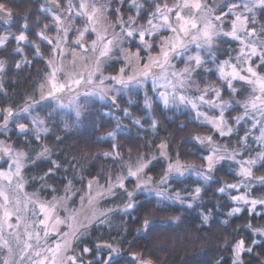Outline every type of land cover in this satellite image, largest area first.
I'll return each instance as SVG.
<instances>
[{"label":"snow or ice","instance_id":"snow-or-ice-1","mask_svg":"<svg viewBox=\"0 0 264 264\" xmlns=\"http://www.w3.org/2000/svg\"><path fill=\"white\" fill-rule=\"evenodd\" d=\"M114 3L121 6L125 0H68L66 14L61 13L59 6L56 10L41 8L43 12H50L52 23L44 25V29H54L57 35L48 37L43 31L37 32V37L47 41L51 48L53 59L47 61L51 71L47 74L44 82L40 85L39 99L35 96L28 97L23 107L14 112L11 107L2 111L3 124L0 129L8 131L10 121L27 120L28 123H17L15 127L22 135L29 132L34 133L38 141L41 133H48L50 129L46 126L49 119L56 114L57 108L72 107L75 115L79 118L84 110L80 103L81 97H99L109 99L110 108L119 109L118 99L121 93L144 89L145 107L151 109L153 97L155 102H162L165 108L190 105L196 111V119L203 117V123L211 126L214 135L220 137H231L237 134L239 129L229 125L225 113L239 106L242 113L233 117L236 125L241 122L251 126L245 130V135L239 138L238 148H229L227 144L221 145L213 139V135L195 136L193 139L202 145V151L207 155H201L202 165L181 163L179 159L175 162L169 161L159 181L153 185V177L146 175L152 160L139 158L133 166H127V176H118L117 184L109 183L107 188L98 187L93 194V183L89 181L88 192L80 196L83 205L87 201L91 216L85 217L87 223L80 219L83 209L77 210L70 207L75 203V197L79 191H73L72 182L69 181L64 188V196H53L52 200L42 199L39 192L28 194L25 191L26 181L22 174L25 161L29 159L27 154L21 150H14L5 141L0 140V159L8 157L9 168L7 171L0 170V264H119V258L124 253L119 244L113 243L96 244L93 248L84 246L79 252L81 237L88 231V225L94 220L104 223L108 214L115 209H99L100 201L107 196L115 195V188L122 189L128 198V203L123 210L133 209L137 201L134 199L137 193H154L162 200L177 201L181 204L196 201L200 198L202 189L195 187L187 196H182L179 191L169 193L170 182L176 177H184L186 174H194L207 182L213 180V173L218 166L228 162L234 163L238 171L240 182L236 184H223L218 191L228 192L231 189H246L244 195L230 196V199L238 204L250 207V213L255 212L256 206L264 207V196L252 197L255 185L264 186V176L254 175V169L259 165L264 167V73L258 71L264 68V22H259L257 9L264 15V0H175L169 5L166 0H131V7L135 8L136 16L127 19L122 15L120 8H111ZM152 7L151 12L147 11ZM242 9L243 11H237ZM109 12H115V23H108ZM141 12L146 13L145 25L138 24ZM12 11L5 3L0 2V19L5 22L12 19ZM27 19V18H25ZM84 24L83 28H76V20ZM39 23V19L37 20ZM225 25H228L226 30ZM27 28V23L24 25ZM119 28V31L116 29ZM167 31L168 35H162ZM76 33L74 39H69L70 34ZM86 36H94L90 42ZM147 37V38H146ZM229 37L238 42L239 47L235 49L236 55L218 61V40ZM17 44L28 42V36L22 31L14 36ZM8 36H0V46L5 45ZM133 42L138 44L136 51H131ZM127 44L129 47H124ZM193 46L195 51H193ZM35 48L34 58L41 57L38 45ZM80 49L77 52L75 49ZM157 48L156 55L152 49ZM16 52H22L18 46ZM229 51H232L231 49ZM144 52L146 55L142 56ZM62 59L72 56V64L76 66V59L83 63L84 71L65 74L61 79L62 69L58 66L56 56ZM175 59H183L184 67L176 70L172 63ZM121 62L123 67L117 75L105 76L103 68L111 63ZM234 61V62H233ZM30 63L26 59L17 62L16 67ZM212 64L218 78L225 85L232 99L225 100L222 96L223 89L215 86L201 88L195 79L199 70L210 72L213 68L207 67ZM4 70V63L0 61V72ZM106 81L111 82L110 84ZM239 84L240 87L236 85ZM151 87L153 97L147 95V88ZM247 89L244 99H236ZM200 93L195 98L187 93L190 91ZM110 93L112 95H110ZM212 93L211 99L206 97ZM65 94H71L68 105L64 104ZM44 102L49 103L47 107L51 111L46 112L45 117L33 115L36 108ZM206 105L209 109L219 110V116L209 117L200 112L198 108ZM124 116L130 117L127 109L123 110ZM111 115V112L105 113ZM71 119V117H69ZM76 121L69 124L64 121V128L70 129ZM136 125H141L139 119ZM31 125V128L29 127ZM157 121L153 120L151 127L155 130ZM122 125L117 122L116 130ZM142 127V125H141ZM107 133V136L115 138L117 131ZM253 130L258 131V135ZM252 137L254 143L259 146L255 156L251 155L254 150L248 143ZM61 138L57 137L59 141ZM113 145V148H117ZM167 146L159 145L161 155L166 157L163 151ZM249 153L244 158V153ZM119 156V153L107 152L102 155L111 157ZM51 150L43 146L35 160H50ZM240 157L239 159H237ZM31 160V163H35ZM7 162V161H6ZM54 168H58L51 161ZM54 175V169L50 168L40 180H46ZM135 178L134 191H128L124 181ZM36 179V178H33ZM49 187L46 183L42 188ZM52 191H55L53 188ZM244 207H233L228 213L231 217L244 211ZM61 211L66 215L61 216ZM259 215V213H257ZM102 218V219H101ZM178 219V217H177ZM209 216H203L207 222ZM151 221L145 219L143 227L147 229ZM252 228V225H248ZM66 229V230H65ZM264 237V229H253ZM253 244L258 241L253 240ZM251 247H246L245 240L240 239L233 247V264H244L241 254L251 252ZM92 255L91 259H85L86 254ZM71 253V254H69ZM134 260L139 264H152L150 259H142L138 253H131Z\"/></svg>","mask_w":264,"mask_h":264},{"label":"trees","instance_id":"trees-1","mask_svg":"<svg viewBox=\"0 0 264 264\" xmlns=\"http://www.w3.org/2000/svg\"><path fill=\"white\" fill-rule=\"evenodd\" d=\"M109 17L114 20L112 14H109ZM146 21L147 15L141 12L138 24L145 25ZM228 42L227 37L218 40L219 60L228 57L225 52ZM156 51L157 48L152 49V52ZM43 53L48 58L51 49L44 47ZM141 55L146 53L142 52ZM118 63L121 62L112 63L109 69L116 70ZM195 79L200 86L211 85L223 89V98L232 99L214 68L210 72L199 70ZM36 82L37 78L32 72L28 73L26 78L9 82L12 94L1 95L0 100L3 98L4 104L11 106L13 110H19L24 101L35 93ZM151 95L153 97V93ZM243 96L242 93L236 99L242 100ZM110 103V100L107 103L98 99L91 100L90 104L84 106V112L79 119L74 113L56 111L47 122L50 131L41 133L39 141L34 138L35 134L32 132L27 135L11 134L14 146L23 150L29 157L25 174L30 191L51 198L54 195H62L65 186L71 181L73 189L80 190L81 194L91 179L108 183L125 174L126 161L134 162L137 158L156 156L160 153L161 143L167 146L164 150L171 161L179 159L186 164L202 165L200 157L205 151H202L203 146L193 139L195 136L213 135L216 142L227 144L231 149L240 147L239 138L245 135L247 129L239 125L237 134L222 138L214 135L212 128L198 124L189 110L165 108L162 102H155L154 97L152 107L148 110L140 90L120 95V110L108 107ZM124 109H127L132 117L139 119L142 127L124 116ZM109 112L111 115H105ZM241 113L242 109L236 106L226 112V116L233 124L232 118ZM43 114L45 116L46 113ZM65 120L69 124L73 121L76 123L70 129H65ZM153 120L157 121L155 130L151 127ZM117 122L124 123L127 129L116 130ZM113 130L117 131L115 138L107 136V133ZM57 137L61 139L58 141ZM250 140L249 137L248 143L252 142ZM113 145L118 147L114 149ZM43 146L51 150L50 160H35L37 152L39 153ZM253 149L252 153L256 148ZM107 152H118L119 156L102 155ZM247 155L249 153H244V158ZM31 160H35V163H31ZM51 161L59 167L54 168ZM236 167L234 163L228 162L219 165L213 173L214 179L207 182L193 174L172 179L170 194L179 191L182 196H187L195 187L202 189L199 199L189 201L192 203L191 207H188L187 202L181 204L177 201L162 200L156 195L140 192L134 197L137 201L135 208L121 211L119 208L125 203L127 196L123 190H119L113 197L103 201V205L115 211L108 214L104 223L94 224L88 229L81 237L77 250L84 246L94 249L98 243H113L114 246L119 244L124 253L119 258V264H134L135 260L131 255L134 252L143 255L142 259H150L152 264H233V247L238 240L244 239L246 247L252 248L251 252L241 254L244 264H264V237L253 230L264 229V207L259 206L253 213L245 208L244 211L229 217L228 213L234 207L230 196H233L235 191H218L223 184H232L238 180ZM50 168L54 169V175L40 180L39 177L44 176ZM165 169V160L158 156L146 172L153 177L156 184ZM254 171L259 176H264V167L258 166ZM45 183L49 187L41 190ZM133 186L132 181L130 188ZM53 188L55 191H52ZM252 195H264V186L255 185ZM205 215L209 216L207 222L203 221ZM145 219L151 221L147 229L143 227ZM249 224L252 228L248 227ZM253 240L258 243L253 244Z\"/></svg>","mask_w":264,"mask_h":264},{"label":"rangeland","instance_id":"rangeland-1","mask_svg":"<svg viewBox=\"0 0 264 264\" xmlns=\"http://www.w3.org/2000/svg\"><path fill=\"white\" fill-rule=\"evenodd\" d=\"M56 1H57L56 4H58V6H59V10H60V12L66 14V8H67L68 1H67V0H60V2H58V0H56ZM130 1H131V0H130ZM139 2H140V3H143L142 0H140ZM166 2H167L169 5H172V4L175 2V0H166ZM130 4H131V2H130ZM119 5H120V4H119ZM127 6H128V5H127ZM110 7H111V8H117L118 5L115 6V4H114V5H111ZM126 8H127V7H126ZM120 10H121V9H120ZM237 11H243V10H242V9H239V10H237ZM109 14H111V13L109 12ZM109 14H108V23H115L116 15H117V14H116L115 12H114V14H112L113 17H114V20H110ZM122 15H123V14H122ZM123 16H124L125 19H127L130 15H123ZM257 18H258V21H259V22H264V15H261V14H260V10H259V9H257ZM75 23H76V25L78 24V26H79L80 23L83 25V23H82L81 20H79V19H77ZM228 27H229L228 25H225L226 30H228ZM116 31H119V28H117ZM162 33H165V36L168 35V32H167V31H163ZM45 34L47 35V33H45ZM56 35H57V34H56ZM56 35H55V36H56ZM47 36L50 37V38L55 37V36L51 37V36H49V35H47ZM94 38H95L94 36H86V39H87L89 42H90L92 39H94ZM146 38H147V37H146ZM227 38H229V37H227ZM69 39H70V38H69ZM70 40H71V39H70ZM229 40H232V39L229 38ZM232 41H233V40H232ZM234 42H236V41H234ZM218 45H219V44H218ZM53 46H54V45H52V47H53ZM238 46H239V44H238V42H237V43H236V49H237ZM124 47L127 48V47H129V45L125 44ZM43 48H44V47H43ZM43 48H42V49H43ZM42 49H39V50H40V52H41V55L44 56V53H43V50H42ZM75 50H76L77 52L80 51V49H78V48L75 49ZM193 51H195L194 46H193ZM157 52H158V49H157L156 52H152V54H153V55H156ZM235 55H236V52H235V54L233 55V57H234ZM44 57H45V56H44ZM227 58H228V57H227ZM51 59H53V55L50 53L49 57H48L46 60L48 61V60H51ZM55 59L57 60V64H58V66L62 69L61 79H64V75H65V74H72V73H75V72L84 71L83 63L79 60V58L76 59V66H75V67H74L73 64H72V61H73V57H72V56H67V57H65V58L62 59L60 56L57 55V56L55 57ZM224 59H226V58H224ZM224 59H220V60L218 59L217 62L222 61V60H224ZM47 61H46V66H47L48 69H47V71L44 73L43 77H42L40 80H37V82H36V86H35V90H34L35 93L32 95V96H35L36 99H39L40 85L44 82V80H45L47 74L51 71V68L48 67V65H47ZM118 62H119V61H118ZM233 62H234V61H233ZM172 63L175 65L176 70L182 69V68L185 66V65H184V61H183V59H175V60L172 61ZM111 64H112V63L110 62V65H111ZM208 66L214 68V66H213L212 64H208ZM109 67H110V66H105V67L103 68V73H104L105 76H113V75H117L118 72H119V69H120L121 67H123V64H122V63H121V64L118 63L116 70H110ZM214 70H215V69H214ZM258 71L264 73V68H260V69H258ZM14 80H16V79H12V80L9 81V82L13 83ZM106 83L110 84L111 82L106 81ZM199 86H200V85H199ZM236 86H237V87H240V86H238V85H236ZM200 87H201V88H204V87H206V86H200ZM140 91H142V93H143V97H144V96H145V90H144V89H140ZM129 92H130V91H129ZM129 92L121 93L120 95H126V94H128ZM0 93H1V94H0V97H2L1 95H4V94L7 96V91H3V93H2V92H0ZM152 93H153V92H152V89H151V87L149 86V87L147 88V95H148L149 97H151V96H152V95H151ZM187 94H188L190 97H192V98H195V97H197L198 95H200V93L195 92L194 90H193V91H190V92L187 93ZM243 94H244V96L247 94V89H245V92H244ZM110 95H112V94L110 93ZM212 96H213V94H212V93H209V95L206 97V99H211ZM244 96H243V97H244ZM70 99H71V94H65L64 97H63L64 104H65V105H68ZM93 99H98V100H100V101L103 102V103H107V101H109V99H100L98 96H97V97H83V96H82L81 99H80V103L83 104L84 106H86V105L90 104L91 100H93ZM243 99H244V98H243ZM2 100H3V98L0 100V111H1V113H2V111H3L4 109L9 108L6 104L3 103ZM49 103L55 105V102H44V103L41 104L40 107L36 108L35 112H33V115H39L40 117L44 118L45 116H44L43 112L46 113V111H51V110H52L51 108L47 107V105H48ZM23 105H24V104H23ZM23 105H22V107H23ZM144 105H145V104H144ZM146 108H147V107H146ZM172 108H175V109H181V110H189V111L192 113L193 119H194L198 124H200V125H202V126H208V127L211 128L210 125H208V124L202 122V121H203V117H201L199 120L196 119V111H197V110L192 109L190 105H180L179 107H172ZM147 109L150 110L149 108H147ZM198 110H199L200 112L206 113L209 117H212V116H219V110L209 109L208 106H206V105L200 106V107L198 108ZM16 111H18V109L14 110V112H16ZM56 111H60V112H63V113L71 112V113H74V115H75V111H74V109H73L72 107L57 108ZM83 112H84V110H83ZM227 112H228V111H227ZM129 113H130V112H129ZM239 115H240V114H239ZM2 116H3V115H2ZM75 116H76V115H75ZM225 116H226V113H225ZM80 117H81V116H80ZM80 117H79V118H80ZM234 117H236V115H235ZM76 118H77V117H76ZM79 118H77V119H79ZM129 118H130L132 121L137 120L136 118L132 117L131 115H130ZM226 118H227V116H226ZM227 119H228V118H227ZM2 122H3V121H2ZM2 122H0V125H2ZM21 122H23V123H28V121H27V120H24V119L19 120V121H11L10 126H8V129H9L8 131H4L3 129H0V140H3V141H5L6 144L11 145V146L13 147L14 150H21V149L16 148V147L14 146V144L12 143V141H11V134H12V133H14V134H16V135H22V134L19 133L18 129L15 127V124H17V123H21ZM228 123H229V125H231V126H233V127H237V128H239V125H236L234 121H233V124H232V123L228 120ZM120 124L122 125V127L119 128V130H120V129H121V130H122V129H123V130H126V129H127V127H126V125H125L124 123H120ZM241 125H242V127H245V128H249V127L251 126L250 122H249L248 124H244L243 122H241ZM46 126H47V124H46ZM29 127L31 128V125H29ZM253 132H254V134H256V135L259 134L257 130H253ZM200 136H207V135L204 134V135H200ZM40 137H41V135H40ZM250 138H251L250 141H252V142H249V144L252 145V147L256 148V150H255L253 153L251 152V155H252V156H255V155H256V152L259 151L260 149H259V146L256 145V144L254 143V140L252 139V137H250ZM39 140H40V139H39ZM39 140H38V141H39ZM217 143H219V142H217ZM219 144H221V143H219ZM221 145H223V144H221ZM38 150H40V148H39ZM21 151H23V150H21ZM163 151L165 152V150H163ZM159 152H160V153L157 154L156 156H157V157L160 156L161 158H163V159L165 160V162H166V167H167L168 162L171 161V160L169 159V157H168L167 155H166V157H165V156H162V155H161V150H160ZM37 154H38V152H37ZM207 154H208L207 151H205V153L202 154V155H207ZM156 156H151L150 158H147V159H151L152 157H155V158L157 159ZM247 156H248V155H247ZM239 158H240V157H238L237 159H239ZM246 158H247V157H246ZM147 159H146V160H147ZM156 159H154V160H156ZM1 160H2V162H1V164H0V170L7 171L8 168H9V163H10V161L8 160V157H4L3 159H0V161H1ZM138 160H139V158L135 159L134 162H127V161H126V162L124 163V165H125V174H121V175H123V176H127V166L131 165V166H133V168H134V166H135V164L138 162ZM154 160H152V162H153ZM176 160H177V159H174V160L171 161V162H175ZM6 161H7V162H6ZM179 161H180V160H179ZM180 162H181V161H180ZM28 163H29V159L25 161V167H24V169L22 170V174H23L24 179H25L26 182H27V178H26V174H25V168H26V166L28 165ZM131 163H133V164H131ZM181 163H183V162H181ZM258 166H259V165H258ZM258 166H257V167H258ZM255 169H256V168H255ZM255 169H254V170H255ZM146 170H147V169H146ZM146 170H145V171H146ZM237 171H238V168L236 167V173H237ZM121 175H120V176H121ZM146 175L151 176L148 172H146ZM186 175L188 176V175H191V174H186ZM186 175H185V176H186ZM193 175H194V174H193ZM254 175L257 176V177H260L257 173H255V171H254ZM194 176H195V175H194ZM151 177H152V176H151ZM195 177H197V176H195ZM176 178H177V177H176ZM198 178H200V177H198ZM237 178H238V180H236V182H235V183H232V184H236V183H239V182H240V179H241V178H240L239 176H237ZM200 179H201V178H200ZM89 181H94V183H93V194H94L95 190H96L98 187L107 188L108 185H109V183H112V184H117V183H118L117 179H115V180H110L108 183H100L97 179H91V180H89ZM89 181L86 183L83 192H81V194L77 195V196L74 198V199H75V203L70 205V207L75 208V209H77V210L83 209V211L80 213V219H81L82 221H84L85 223H87V220L85 219V217L91 216V211H92V210H91L90 207L88 206L87 201H85L83 205L81 204V202H80V196L85 195V194L88 192V183H89ZM132 181L134 182V186H133V188H130V186H132ZM153 181H154V179H153ZM127 182H129V185H127ZM124 183H125V187L127 188L128 191H134V190H135V185H136L135 178L128 177V178L124 181ZM153 185L155 186V183H154V182H153ZM257 185H258V184H257ZM119 190H122V189H119V188L117 187V188H115L113 191H114L115 194H116ZM231 190H232V191H235V193H234L233 196H235V195H244V194L246 193V189H245L243 186H241L239 189H231ZM25 191H26L28 194H31V193L34 192V191H30V190L28 189V182L26 183ZM73 191H76V190L73 189ZM145 193H147V194H151V195H155L154 193H149V192H145ZM252 194H253V192L251 193V196H252V197H262V196H264V195L254 196V195H252ZM39 195H40V194H39ZM64 195H65V193L63 192L62 195H54V196H56V197H60V196H64ZM113 196H114V195H113ZM113 196H107L105 199H107V198H111V197H113ZM40 197H41L42 199H45V200H48V201L52 200V198H53V197H51V198H46V197H44V196H42V195H40ZM158 198L161 199L160 197H158ZM105 199H104V200H105ZM104 200L100 201V203H99V209H100V210L109 209V207L103 205V201H104ZM128 202H129V201H128V198H127V199L125 200V203H124V204L122 205V207L119 208V209H120L121 211H125V210H123V209L125 208V205H126ZM233 202H234V207H244V209L250 207V205L243 206V205L238 204L236 201H233ZM259 206H260V205H257V206H256V209H257ZM256 209H255V210H256ZM128 210H129V209H128ZM64 215H66V213H64L63 211H61V216H64ZM101 219H102V218H101ZM99 223H100L99 220H94L92 223H90V224L88 225V229H89L92 225H94V224H99ZM65 230H66V229H65ZM77 252H78V250H77ZM134 253H137V252H134ZM69 254H71V253H69ZM138 254H139V253H138ZM141 256H143V255H141ZM134 264H139V261L135 260V263H134Z\"/></svg>","mask_w":264,"mask_h":264},{"label":"flooded vegetation","instance_id":"flooded-vegetation-1","mask_svg":"<svg viewBox=\"0 0 264 264\" xmlns=\"http://www.w3.org/2000/svg\"><path fill=\"white\" fill-rule=\"evenodd\" d=\"M142 1L144 2V0ZM0 2L5 3L9 8H11L13 14L12 19L7 22H5L4 19H0V36H8V40L6 41L5 45L0 46V61H3L4 63V70L0 72V92L3 93V91H7V94H12V91L8 86L9 81H11L12 79L26 78L28 76V73L30 72L34 73L37 80H40L48 69L46 66V57L41 55L42 58H34L35 48L33 47V45H38L39 49H42L43 47H47L50 49L52 48V45H49L47 41H44L41 38L37 37L36 33L43 31L44 34L47 33V35L51 37L57 34L56 31L52 28L48 30L44 29V25L52 23V16L50 12H43L40 10L41 8H51L55 11V4H53L52 2L56 3L57 1L0 0ZM58 2H60V0H58ZM130 2V0H125V3L122 6L119 5V3L114 4L115 6L118 5L123 15L136 16L135 8L131 7ZM152 10V7L147 8L148 12H151ZM110 13L114 14V12ZM38 19L40 21L39 23L37 22ZM25 23H27V28L24 27ZM83 27L84 24L82 25L81 23L79 24V26L78 24L76 25V28ZM22 31L28 36V42H21L18 45L16 40L14 39V36L19 35ZM75 35L76 33L73 32L72 34H70L69 38L74 39ZM236 43L237 42H234L232 40H229V42L227 43V51L225 50V52H227L228 56H233L235 54ZM18 46L22 49V52L15 51ZM137 47L138 44L136 42H133V44L131 45V51L135 52ZM230 49L232 51H229ZM25 59L30 63H22V66L20 68H17V62H21ZM29 70L31 71L28 72ZM3 119L4 117L1 116L0 122H2ZM1 162L2 160L0 161V164ZM79 251L80 250H78V252ZM93 254H95V252H93L92 254H86L85 259H91Z\"/></svg>","mask_w":264,"mask_h":264},{"label":"water","instance_id":"water-1","mask_svg":"<svg viewBox=\"0 0 264 264\" xmlns=\"http://www.w3.org/2000/svg\"><path fill=\"white\" fill-rule=\"evenodd\" d=\"M53 4H55V6H56V3L55 2H52ZM56 9V8H55ZM13 109V108H12ZM14 111V110H13ZM0 113H1V111H0ZM1 116H2V114H0V119H1ZM10 123H11V121L9 122V125H10ZM2 124H3V122H2ZM8 125V126H9ZM3 159V158H2Z\"/></svg>","mask_w":264,"mask_h":264}]
</instances>
